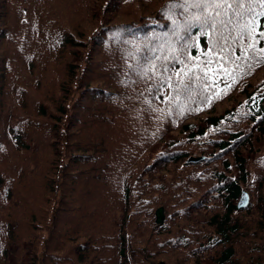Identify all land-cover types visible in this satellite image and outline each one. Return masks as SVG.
I'll use <instances>...</instances> for the list:
<instances>
[{
  "label": "trees",
  "instance_id": "1",
  "mask_svg": "<svg viewBox=\"0 0 264 264\" xmlns=\"http://www.w3.org/2000/svg\"><path fill=\"white\" fill-rule=\"evenodd\" d=\"M157 1L142 22L111 24L103 0L98 25L79 43L59 39L64 19L50 0H0V264H242L253 252L262 254L253 264H264V177L249 169L264 164V151H253L264 139V65H242L233 79L213 67L221 74L207 81L211 91L194 78L190 93L162 102L172 90L154 95L155 75L137 65L162 66L169 42L178 46L174 33L184 35L171 22L180 24L183 9ZM195 39L194 55L209 47L207 36ZM69 47L84 50L77 67L59 64ZM54 150L50 181L44 156ZM243 189L250 201L239 209ZM181 192L209 199L186 202ZM212 238L226 248L211 252Z\"/></svg>",
  "mask_w": 264,
  "mask_h": 264
},
{
  "label": "snow or ice",
  "instance_id": "2",
  "mask_svg": "<svg viewBox=\"0 0 264 264\" xmlns=\"http://www.w3.org/2000/svg\"><path fill=\"white\" fill-rule=\"evenodd\" d=\"M172 8L183 9L180 24L175 19L171 22L184 35L175 32L178 46L169 42L167 47L171 61L180 67H169V57H164L160 68L153 60L137 65L148 79L155 75L156 87L149 86L154 95L164 86L172 90L171 98L165 94L162 102L171 103L172 99L179 100L180 93H190L194 78L211 91L215 85L210 86L207 81L221 74L213 71V67L224 69L223 74L233 79L242 65L250 67L253 62L264 65V44L261 43L264 41V0H171L169 10ZM193 28L199 32L193 33ZM200 36H207L209 47L194 55L192 50L200 47L195 37Z\"/></svg>",
  "mask_w": 264,
  "mask_h": 264
},
{
  "label": "rangeland",
  "instance_id": "3",
  "mask_svg": "<svg viewBox=\"0 0 264 264\" xmlns=\"http://www.w3.org/2000/svg\"><path fill=\"white\" fill-rule=\"evenodd\" d=\"M116 1L117 0H110V3L109 4L107 3L105 6L107 9V11L105 12L106 13L105 18L111 24L121 23V22H130V21L131 22L132 21L142 22L146 16L153 13L159 7V3H160V1H157V0H155V2H151L152 0H142L137 3H132L131 5H124L123 7L121 6L116 7L115 6ZM50 3L52 6L51 8L54 10V12L58 14L61 17V19H64L62 23H58L55 25L57 29H59V31L61 32L60 33L61 35L59 36V39L61 41L64 40L65 38L64 33H65V34H71L70 37L68 35V38L70 39V41L81 43V40L86 39L89 33L98 25L100 21L99 17H100L102 5H103V0H50ZM120 8L121 10H119ZM3 12H4V9H1L0 15L2 16L0 18L2 19V22L4 18ZM3 27L4 25L2 26V28ZM69 50H71L70 47L69 49L65 50L63 55L61 54H60L61 56L59 55V64L64 62L65 64L70 65V63H72L73 65H76L77 67L79 65L81 57L84 56V50L73 47L72 51L74 52V55L68 53ZM70 81L71 80H66L65 84ZM65 89L66 91L67 89L68 91L70 89L72 91L73 87L71 88L70 84L69 85L67 84ZM61 101H62L61 105L63 106L64 103L67 101V97L64 96ZM46 105L49 106L51 113H53L55 117L56 114H58L57 106L52 105L51 101L50 103ZM224 108H227V105L224 106L223 109ZM27 115L23 116L22 111H19L16 117L21 118V117H26ZM50 123L54 124L53 122H50ZM56 125L59 126L58 123H56ZM256 140H257L256 148L258 149L257 150L253 149V151L259 154L260 152L264 151V139L258 137ZM54 143L56 145H60V140L56 139L54 140ZM68 145H69L68 150H73L75 148L74 139L72 137L68 139ZM57 154H60V152L58 150H54V153L50 151L49 153H46V155L44 156V157H47L46 164H44V168H46L45 174H48L47 178L49 179L50 177V181H52L54 174L57 173V165L59 163V158H60L59 157L60 155H57ZM244 155L246 159L250 156L252 157L256 156V155H252V153L250 154L246 152H244ZM252 168L253 166H251L250 164L249 169L255 172V177L257 178L264 177V164L262 165V167L256 166L255 170H253ZM206 169L207 168L201 170L202 171L201 173L207 175L208 172H206ZM191 171L193 172L195 171L193 167H183L181 169L182 173H189ZM165 177L166 175L159 176L160 179L165 178ZM188 183L189 182L181 181L179 182V185L182 184V187H185L186 185H188ZM243 191H247V190L243 189ZM202 194H203L204 200L209 199L205 192L204 193L197 192V193H193L192 195H187L181 192L179 194V197H182V196L186 197L183 200L185 201L186 199V202H187L192 197L202 195ZM154 195L159 196V197L161 196L159 193L154 194ZM247 196L250 197L249 193L247 194ZM220 204H221V199H216V203L214 205L217 207ZM45 212L47 213L46 210ZM240 214H245V213H240ZM201 221H202L201 219L197 221V229H200V227H202L199 225ZM180 224H183V223L181 222ZM259 236L260 234L257 236V238H259ZM208 245L211 246L210 247L211 252H213L214 254L226 248V244L220 242V240H217L216 238H212ZM236 252H237V258H240V251L238 247H236ZM260 255H262L261 252H253L249 256H243L241 257V260L243 261L242 264H253L254 262L258 261L255 258Z\"/></svg>",
  "mask_w": 264,
  "mask_h": 264
},
{
  "label": "water",
  "instance_id": "4",
  "mask_svg": "<svg viewBox=\"0 0 264 264\" xmlns=\"http://www.w3.org/2000/svg\"><path fill=\"white\" fill-rule=\"evenodd\" d=\"M190 160H195V159H190ZM248 201H249V198H248L247 194H243V196L239 202V207H245L248 204ZM156 215H157V221L159 223L164 221V211L162 208L157 210Z\"/></svg>",
  "mask_w": 264,
  "mask_h": 264
}]
</instances>
